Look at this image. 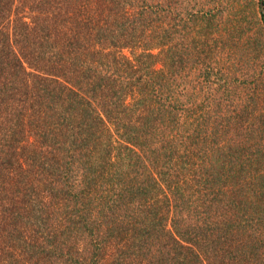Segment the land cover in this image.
I'll list each match as a JSON object with an SVG mask.
<instances>
[{
  "label": "trees",
  "instance_id": "trees-1",
  "mask_svg": "<svg viewBox=\"0 0 264 264\" xmlns=\"http://www.w3.org/2000/svg\"><path fill=\"white\" fill-rule=\"evenodd\" d=\"M210 2L0 0V264H264L259 44Z\"/></svg>",
  "mask_w": 264,
  "mask_h": 264
},
{
  "label": "rangeland",
  "instance_id": "rangeland-1",
  "mask_svg": "<svg viewBox=\"0 0 264 264\" xmlns=\"http://www.w3.org/2000/svg\"><path fill=\"white\" fill-rule=\"evenodd\" d=\"M214 13H217V18H221L219 24L227 22L230 17L236 13V18L239 19V24L242 25V30L246 35L243 37V41L246 43L248 35L252 37L259 45L256 52L250 53V55L256 56V62L258 68L264 70V0H215ZM221 13L219 16L218 13ZM219 13V14H220ZM219 16V17H218ZM245 45V49H246ZM248 49V46H247ZM228 53V52H227ZM226 53V54H227ZM264 74V71H263ZM253 85V84H252ZM263 94H264V90ZM261 91V95H262ZM250 91L246 90L240 103L243 105L251 104ZM260 111H264V98L260 103Z\"/></svg>",
  "mask_w": 264,
  "mask_h": 264
}]
</instances>
